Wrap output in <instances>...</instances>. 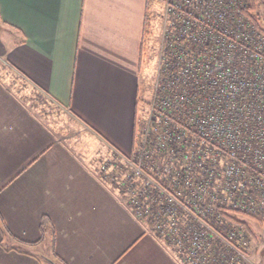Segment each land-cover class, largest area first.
Wrapping results in <instances>:
<instances>
[{"label":"crops","instance_id":"crops-1","mask_svg":"<svg viewBox=\"0 0 264 264\" xmlns=\"http://www.w3.org/2000/svg\"><path fill=\"white\" fill-rule=\"evenodd\" d=\"M150 4L0 0V264L134 262L145 223L99 163L132 146Z\"/></svg>","mask_w":264,"mask_h":264},{"label":"built area","instance_id":"built-area-1","mask_svg":"<svg viewBox=\"0 0 264 264\" xmlns=\"http://www.w3.org/2000/svg\"><path fill=\"white\" fill-rule=\"evenodd\" d=\"M163 2L149 101L100 172L184 263L247 264L236 215L264 211V30L252 0Z\"/></svg>","mask_w":264,"mask_h":264},{"label":"rangeland","instance_id":"rangeland-1","mask_svg":"<svg viewBox=\"0 0 264 264\" xmlns=\"http://www.w3.org/2000/svg\"><path fill=\"white\" fill-rule=\"evenodd\" d=\"M150 1V16L148 20V25H150V28L149 30L147 29L143 53L145 69L143 71V76L141 77L142 80L139 88V112H144L147 106L150 93L153 88V83L156 78V71L160 65L162 35L164 32V20L166 17L163 0ZM256 13L258 16H260L259 24L261 27L259 28L264 29V14H261L260 8L258 11L256 10ZM20 85L23 87V93L29 94V97L31 95H35L34 93L31 94L28 89H24L25 85H23V83L20 82ZM36 94L37 108L46 112L44 116H47L48 118L50 117L51 120L54 119L56 121V125H64L62 120L59 119L55 113L56 110L54 106L44 99L39 92ZM55 114L56 116H54ZM120 195L122 196V194ZM122 197L124 198V196ZM236 218L240 222L241 226L248 230L247 233L249 232L250 234V238L247 237V264H264V211L258 217L237 214ZM143 229L145 232V238L137 247V250L131 255V257L134 259V262H126L127 264H186L178 258L170 246H168L162 239L152 233L146 224H143Z\"/></svg>","mask_w":264,"mask_h":264},{"label":"trees","instance_id":"trees-1","mask_svg":"<svg viewBox=\"0 0 264 264\" xmlns=\"http://www.w3.org/2000/svg\"><path fill=\"white\" fill-rule=\"evenodd\" d=\"M249 11H251V18L253 20V22L258 26V27H261L260 24H259V19H260V16H258V14L256 13V5H255V2L252 0V4L249 8ZM148 19V18H147ZM148 22V21H147ZM264 30V29H263Z\"/></svg>","mask_w":264,"mask_h":264}]
</instances>
